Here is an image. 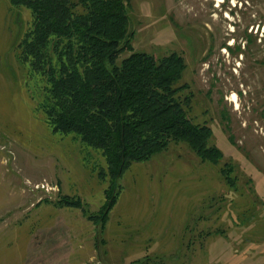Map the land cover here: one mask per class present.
<instances>
[{
  "label": "rangeland",
  "instance_id": "374dc122",
  "mask_svg": "<svg viewBox=\"0 0 264 264\" xmlns=\"http://www.w3.org/2000/svg\"><path fill=\"white\" fill-rule=\"evenodd\" d=\"M128 12L134 49L184 56L180 93H191L189 114L211 126L223 160L203 162L172 141L132 162L103 232L80 208L56 205L79 195L98 210L107 163L100 148L53 130L38 106L45 78L16 46L32 11L0 0V264H132L147 254L264 264V0H131ZM225 161L235 187L220 172Z\"/></svg>",
  "mask_w": 264,
  "mask_h": 264
},
{
  "label": "trees",
  "instance_id": "16d2710c",
  "mask_svg": "<svg viewBox=\"0 0 264 264\" xmlns=\"http://www.w3.org/2000/svg\"><path fill=\"white\" fill-rule=\"evenodd\" d=\"M33 14L32 27L17 42L18 56L46 81L39 108L54 131L75 133L100 148L107 163L106 201L95 211L79 195L62 194L58 206L80 208L103 232L117 203L125 171L151 159L172 141L186 142L201 161L220 164L224 153L212 142L213 130L189 114L188 84H179L186 67L182 54L156 55L133 46L131 0H10ZM126 50L129 54L123 56ZM121 59L119 60V58ZM236 166H220L224 181L236 186ZM213 231L204 234L208 236ZM217 233L225 234L217 229ZM147 254L132 264H166Z\"/></svg>",
  "mask_w": 264,
  "mask_h": 264
}]
</instances>
